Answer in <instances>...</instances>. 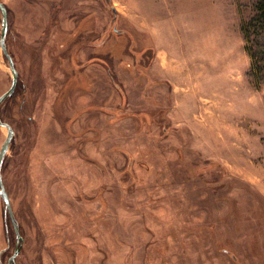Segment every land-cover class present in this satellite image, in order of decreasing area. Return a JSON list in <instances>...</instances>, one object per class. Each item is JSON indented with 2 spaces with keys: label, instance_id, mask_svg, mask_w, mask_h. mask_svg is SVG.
Listing matches in <instances>:
<instances>
[{
  "label": "rangeland",
  "instance_id": "1",
  "mask_svg": "<svg viewBox=\"0 0 264 264\" xmlns=\"http://www.w3.org/2000/svg\"><path fill=\"white\" fill-rule=\"evenodd\" d=\"M0 1L11 264H264L259 0Z\"/></svg>",
  "mask_w": 264,
  "mask_h": 264
},
{
  "label": "water",
  "instance_id": "2",
  "mask_svg": "<svg viewBox=\"0 0 264 264\" xmlns=\"http://www.w3.org/2000/svg\"><path fill=\"white\" fill-rule=\"evenodd\" d=\"M0 11L2 14L0 46H1L3 54L5 55L6 59L9 62V67H10L11 74H12V81H11L9 88L0 95V105H1L6 100V98H8L9 96H11L13 94V92L16 88V84H17V80H18V71L14 65L13 58L10 55V53L8 52L7 46H6V33H7V28H8L7 8H6L5 4L1 1H0ZM0 126H4L6 128L5 138L0 145V198L2 199L3 204H4V211L8 215V217L12 223L13 230L16 234V247L14 248L12 255L9 257V259L7 261V264H11V262L14 260V258L16 257V255L18 254V252L20 250L19 242H20L21 236L19 234V225L15 219V216H14V213H13V210L11 207L9 195H8L6 188L4 186V183H3L1 170H2V164L4 162V158L6 156L10 142L13 138L14 131H13L11 125L9 123L3 121L2 119H0Z\"/></svg>",
  "mask_w": 264,
  "mask_h": 264
},
{
  "label": "trees",
  "instance_id": "3",
  "mask_svg": "<svg viewBox=\"0 0 264 264\" xmlns=\"http://www.w3.org/2000/svg\"><path fill=\"white\" fill-rule=\"evenodd\" d=\"M251 22L253 23V27L255 28H261L264 27V0H259L255 6V14L251 19ZM251 24H245V26H242V31L244 33V37L246 40H248V28ZM249 51V50H248ZM251 52V51H249ZM9 98V97H8Z\"/></svg>",
  "mask_w": 264,
  "mask_h": 264
},
{
  "label": "flooded vegetation",
  "instance_id": "4",
  "mask_svg": "<svg viewBox=\"0 0 264 264\" xmlns=\"http://www.w3.org/2000/svg\"><path fill=\"white\" fill-rule=\"evenodd\" d=\"M17 85V84H16ZM15 91V90H14ZM10 97V96H9ZM7 99V98H6Z\"/></svg>",
  "mask_w": 264,
  "mask_h": 264
},
{
  "label": "bare ground",
  "instance_id": "5",
  "mask_svg": "<svg viewBox=\"0 0 264 264\" xmlns=\"http://www.w3.org/2000/svg\"><path fill=\"white\" fill-rule=\"evenodd\" d=\"M5 133V132H4Z\"/></svg>",
  "mask_w": 264,
  "mask_h": 264
}]
</instances>
